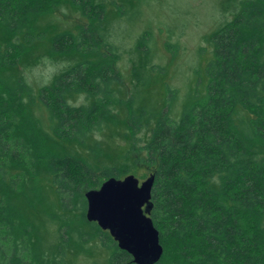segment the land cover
Wrapping results in <instances>:
<instances>
[{"label": "trees", "instance_id": "trees-1", "mask_svg": "<svg viewBox=\"0 0 264 264\" xmlns=\"http://www.w3.org/2000/svg\"><path fill=\"white\" fill-rule=\"evenodd\" d=\"M141 1L0 0V264H78L99 242L108 264H135L86 217V193L130 165L155 176L156 264H264V0L208 36L179 112L145 36L128 77L110 42ZM45 60L65 68L36 87Z\"/></svg>", "mask_w": 264, "mask_h": 264}, {"label": "rangeland", "instance_id": "rangeland-1", "mask_svg": "<svg viewBox=\"0 0 264 264\" xmlns=\"http://www.w3.org/2000/svg\"><path fill=\"white\" fill-rule=\"evenodd\" d=\"M241 1L142 0L131 13L116 19L111 27L110 42L120 53L118 65L121 71L129 76L133 51L144 35L147 46L153 51L156 71L165 68L168 86L178 92L179 99L174 107L175 112H179L182 101L195 83L197 72L204 69L212 57L208 36L233 19ZM56 18L65 28L74 29L79 23V15L64 5L59 6ZM64 68L63 62L45 60L29 70L26 76L31 84L42 87L50 84ZM162 84V80L157 82L156 89L161 91ZM130 166L133 173L130 175H136L141 182L148 178L144 170ZM97 246L93 248L92 257L80 256L78 264H108V250L101 242Z\"/></svg>", "mask_w": 264, "mask_h": 264}, {"label": "water", "instance_id": "water-1", "mask_svg": "<svg viewBox=\"0 0 264 264\" xmlns=\"http://www.w3.org/2000/svg\"><path fill=\"white\" fill-rule=\"evenodd\" d=\"M154 183V175L142 182L136 175H128L123 179L109 178L100 189L86 193L87 220L108 231L135 264H156L164 253L150 216Z\"/></svg>", "mask_w": 264, "mask_h": 264}]
</instances>
